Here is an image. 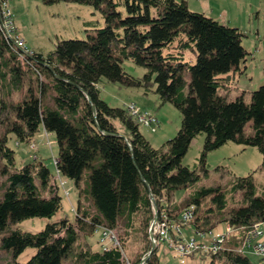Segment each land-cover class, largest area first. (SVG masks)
<instances>
[{
  "label": "trees",
  "instance_id": "1",
  "mask_svg": "<svg viewBox=\"0 0 264 264\" xmlns=\"http://www.w3.org/2000/svg\"><path fill=\"white\" fill-rule=\"evenodd\" d=\"M43 1L91 5L103 16L105 25L88 29L86 38L60 39L49 53L26 51L15 37L0 29L1 123L5 129L0 137V157H7L11 164L15 160V151L8 145L10 134L29 141L42 130L52 133L59 146L58 173L74 180L79 188L76 222L64 218L39 232L10 230L3 236L1 248L17 257L34 247L35 254L22 264H63L79 239V231L116 229L122 219L128 236H123L118 246H102L97 251L89 247L76 258L82 264H140L147 256L146 264H161L159 247H153L149 235L156 215L152 194L159 219L168 212L181 221L182 212L195 206L193 221L182 224V229L208 233L232 225L238 230L223 249L207 252L209 264L218 260L222 264H254L246 254L247 249H253L240 250L246 232L256 222H264V194L257 193L253 174L237 177L232 184L230 198L241 192L239 205L228 208L230 198L219 187H202L179 203L172 201L176 190L189 188L200 179L196 170L183 164L200 133L206 134L203 164L208 152L229 141L255 146L264 156V85L251 93L249 102L243 95L228 100L218 93L230 82L229 73L239 70L247 57L239 28L191 11L186 0ZM188 51L196 52L194 64L187 59ZM126 61L146 72L143 76L129 73ZM29 72L35 76L30 78L34 87L28 83L16 99ZM104 79L143 89L145 94L155 92L162 103L180 109L182 122L177 134L162 147H154L128 108L111 106L102 98L99 85ZM47 91L52 92L51 103L44 101ZM116 121L123 126L121 130ZM249 121L252 134L244 130ZM86 169L88 179L82 187ZM5 174L0 230L24 219L52 218L62 209V197L43 160L15 172L5 170ZM211 193L213 203L208 200ZM83 200L90 202L94 212ZM130 235L143 243L133 260L126 255ZM254 253L262 264L261 256Z\"/></svg>",
  "mask_w": 264,
  "mask_h": 264
},
{
  "label": "rangeland",
  "instance_id": "2",
  "mask_svg": "<svg viewBox=\"0 0 264 264\" xmlns=\"http://www.w3.org/2000/svg\"><path fill=\"white\" fill-rule=\"evenodd\" d=\"M186 1L191 11L204 13L224 25L239 28L242 32V44L248 52L246 60L240 64L239 70L229 73L231 76L230 82L226 86L221 87L218 93L226 96L228 100H234L243 95L245 101L249 102L251 93L264 85V0ZM8 3L14 12L18 33L30 50L49 53L56 48L60 39L86 38L88 29L105 25L103 16L93 6L87 4L65 1L47 4L43 0H8ZM89 32L91 31L89 30ZM187 59L194 64L197 59L196 52L188 51ZM124 67L126 71L135 76H143L146 72L144 67L132 61H126ZM25 68L27 69V67ZM34 77L32 72L25 76L24 89L16 93V99L23 95L28 83L34 87L35 82H31L30 79H34ZM187 79H189L188 76ZM99 86L102 98L109 105L127 108L134 104L142 112H151L158 117L160 124L156 131H152L149 127L142 124L140 125L142 133L154 147H162L179 131L182 122L181 110L170 102L162 103L159 95L155 92L145 94L143 89L122 87L118 83L108 82L106 79ZM51 96L52 92L47 91L44 101L51 103ZM1 98L2 96L0 95V137L5 133L1 123ZM7 113L12 117L10 111H7ZM116 125L119 130L123 127L119 121H116ZM244 130L247 134H252V121L245 125ZM205 137V133H200L196 136L183 158V164L196 170L200 175V179L189 188L176 190L172 197L173 202L183 201L192 191L202 187H219L230 198L231 187L235 178L247 176L250 173L254 175L257 193L264 194V156L257 147L244 146L234 141H229L221 147L208 152L206 163L203 164L201 157ZM8 145L15 151V160L11 164L7 157H0V194L2 193V184L7 179L5 170L7 172H15L25 164L35 162L38 159L39 161L43 160L49 167L53 175V187L57 188L59 195L62 197L63 205L62 209L52 218L35 217L24 219L10 223L4 230H0V264H22L35 254L36 249L28 247L19 256L15 257L11 251L1 248L3 236L13 229L39 232L48 223L64 218H68L75 223L76 213L74 208L78 207L79 188L74 180L60 176L58 173L55 158L58 157L59 146L56 137L52 133L42 130L29 141H21L15 134H10ZM35 155L38 156L37 159ZM87 179L88 169L84 171L81 180L82 187L85 186ZM62 181L66 182L65 188L61 184ZM65 189H69V196H67ZM42 192L43 194H48L46 190ZM213 194L211 193L208 196V200L212 201V203ZM241 199V192L230 198L228 208L239 205ZM83 201L94 212L90 202ZM90 228L87 234L84 231H79V239L71 253L64 259L63 264H82L81 260L76 258V255L82 250L91 247L97 251L104 246V243H106V246L111 245L108 240L102 239L101 228H99V231L93 232L90 231ZM223 228L224 225H221L218 229L221 230ZM115 230L120 241L123 236H128L122 219H120L119 226ZM262 230L264 231V226ZM183 232V237L186 239H200V236L191 227L183 229ZM262 238L264 239V235ZM129 240L126 255L133 260L141 252L140 249L143 243L135 241L133 235H130ZM158 252L161 264H181L168 243H162ZM246 254L254 264H261L259 257L253 250L247 249ZM196 255L195 259H191V256L187 264H209L210 256L207 252H198ZM216 264H222V262L218 260Z\"/></svg>",
  "mask_w": 264,
  "mask_h": 264
},
{
  "label": "built area",
  "instance_id": "3",
  "mask_svg": "<svg viewBox=\"0 0 264 264\" xmlns=\"http://www.w3.org/2000/svg\"><path fill=\"white\" fill-rule=\"evenodd\" d=\"M0 29L8 37H15L17 44L28 51L24 40L18 33L14 12L10 8L8 0H0ZM127 108L138 118L142 125L149 127L152 131H156L157 127H159L160 121L153 113L142 112L134 104H131ZM35 158L37 159L38 156L35 155ZM56 161L57 158H55V162ZM61 184L65 188L66 182L62 181ZM65 192L69 195L70 191L69 189H65ZM194 214L195 206H190L182 212L181 221L172 219L168 212H164L161 219L158 217L156 221L152 220L149 227V235L153 247H160L162 243L166 242L178 257L181 264H187L190 257L198 251L217 253L223 249L225 242L233 234H236V228L232 225H226L225 228L221 230L215 228L208 233L198 232L197 234L200 236V239H186L183 237L182 224H188L193 221ZM263 226V221L256 222L253 227L246 232L242 247L240 248V250L243 251L245 247H251L254 252L261 256L262 264H264V240L261 239V236L263 235ZM97 231H99V229ZM101 236H103V240H108L111 243L110 246H106V243L103 244L106 249H110V247L118 246L120 244L115 229L102 228ZM140 264H146V259L144 258Z\"/></svg>",
  "mask_w": 264,
  "mask_h": 264
},
{
  "label": "water",
  "instance_id": "4",
  "mask_svg": "<svg viewBox=\"0 0 264 264\" xmlns=\"http://www.w3.org/2000/svg\"><path fill=\"white\" fill-rule=\"evenodd\" d=\"M151 197H152V201H153V204H154V207H155V211H156V215H155L153 221H156L157 218H158V209H157V205H156L155 198L152 196V194H151ZM152 251H153V248H152V250L150 251V253H151ZM147 258H148V257H146L145 259H147Z\"/></svg>",
  "mask_w": 264,
  "mask_h": 264
},
{
  "label": "crops",
  "instance_id": "5",
  "mask_svg": "<svg viewBox=\"0 0 264 264\" xmlns=\"http://www.w3.org/2000/svg\"><path fill=\"white\" fill-rule=\"evenodd\" d=\"M178 203H179V202H178ZM237 231H238V230H237ZM237 231H236V232H237ZM228 240H229V239H228ZM263 240H264V239H263Z\"/></svg>",
  "mask_w": 264,
  "mask_h": 264
}]
</instances>
